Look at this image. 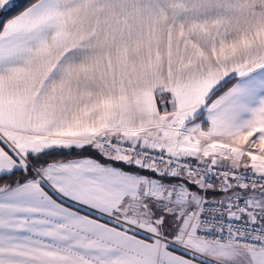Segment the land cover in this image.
Wrapping results in <instances>:
<instances>
[{"label": "snow or ice", "instance_id": "obj_1", "mask_svg": "<svg viewBox=\"0 0 264 264\" xmlns=\"http://www.w3.org/2000/svg\"><path fill=\"white\" fill-rule=\"evenodd\" d=\"M0 264H264V0H0Z\"/></svg>", "mask_w": 264, "mask_h": 264}]
</instances>
